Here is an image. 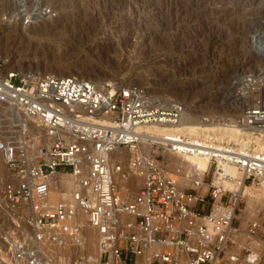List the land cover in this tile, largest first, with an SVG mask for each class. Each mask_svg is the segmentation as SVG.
<instances>
[{"label": "built area", "instance_id": "2783aa9c", "mask_svg": "<svg viewBox=\"0 0 264 264\" xmlns=\"http://www.w3.org/2000/svg\"><path fill=\"white\" fill-rule=\"evenodd\" d=\"M0 103L21 116L16 136L0 135V153L15 176L4 199L24 210L32 231L14 241L8 264H264V206L250 210L244 225V189L224 182L261 184L264 152L218 146L180 129L148 137L144 125L187 118L182 100L165 105L139 84L101 86L0 60ZM238 122L264 128V96L247 103ZM169 151L209 156L210 164L187 167ZM220 162L239 166L242 175L224 173ZM67 172L76 187L53 199L51 176ZM86 227L97 234L98 256L81 255Z\"/></svg>", "mask_w": 264, "mask_h": 264}, {"label": "rangeland", "instance_id": "374dc122", "mask_svg": "<svg viewBox=\"0 0 264 264\" xmlns=\"http://www.w3.org/2000/svg\"><path fill=\"white\" fill-rule=\"evenodd\" d=\"M25 4L0 0V60L8 65L73 73L101 86L109 81L139 84L152 100L164 104L182 100L195 120L210 116L211 121L232 122L234 118L239 124L244 106L264 96V55L255 46L264 41V0H30ZM17 121L11 110L0 108V135L4 131L16 136ZM12 178L0 153V264H8L15 240L32 236L24 229V210L4 199L5 183ZM247 185L244 225L250 210L264 206L262 184ZM71 190L62 188V192ZM91 254L97 256L94 248L81 255Z\"/></svg>", "mask_w": 264, "mask_h": 264}, {"label": "bare ground", "instance_id": "6f19581e", "mask_svg": "<svg viewBox=\"0 0 264 264\" xmlns=\"http://www.w3.org/2000/svg\"><path fill=\"white\" fill-rule=\"evenodd\" d=\"M29 1L30 0H17V3L19 5H21V7H22V5L26 6L25 3H28ZM30 8L31 7H29V9ZM34 9H36V8H34ZM22 10H24V9L22 8ZM29 13H30V10H29ZM261 42H259V41L256 42L255 46L257 47V52L262 53L264 55V41H261ZM8 62H9V60H8ZM9 66H12V64L9 63ZM65 74H67V73H65ZM68 74H73V73H68ZM112 82H114V81H109L110 86L115 87L117 85V82H114L115 85ZM170 103H171L170 101L165 102V105H170ZM2 107L6 108L8 110H11L13 112V114L17 116V120H18L17 122L19 123V119L21 118V116L13 107L8 106V105L3 104V103H0V108H2ZM187 110H188L187 118L177 125L147 124V125L142 126V129L150 134L148 137L151 136L150 138L152 140L153 139H159L161 134H163L169 130L180 129V130H184L190 134H202L206 138H210V139L213 138L217 141V142H215V144L218 146H221L226 142L227 143L233 142L236 144V148L239 150H243V148L245 146L251 145V146H254L256 149H259V150L264 152V128L247 127V126H242V125L240 126V124H238L236 122V119H234V118L232 120H230L232 122H222V121L216 122V121H214V119H213V121H211L210 118H208L206 120H203V119H196L195 120L189 116L190 115L189 112L191 111L189 109V107H187ZM3 128L4 127H2V129ZM152 140H147L148 142L144 144L149 149L152 146V142H153ZM127 151L128 150H126V153H127ZM128 153H129V151H128ZM169 156H170V158L175 159L176 161H178L180 163H183L187 167H190L193 163H195L200 168L206 169V168H208V166L210 164V157L209 156L193 155V154H176L175 152H172V151H169ZM220 165L223 166V169H224L223 172L224 173H230V174H233L234 176H241L242 175L241 168L239 166H236L235 164L220 162ZM51 181H52L53 186L55 187L53 189L52 195H51V197L53 199L60 198V195H62V196H67V195L69 196L70 195L71 196V194H70V192H72L71 188H73V185H74L73 182H75L74 176L72 174H70L68 172L67 173H57V174H54L51 176ZM224 182L229 187H233V188L238 187V188L244 189L243 194L247 198V201L249 202L248 195L245 192V190L248 188L247 183L245 185L242 184V185L238 186V184L235 183V180L230 179V178H225ZM261 184H262V191L264 192V181H262ZM261 184H258V185H261ZM75 187H76V182H75L74 188ZM62 188L68 189L71 191L62 192ZM60 190H61V192H60ZM251 202H255V201L251 200ZM246 212H248V209H244L245 214H246ZM82 216H83V218H86V216L84 214ZM243 218H245V217H243ZM24 229L31 231V229L27 225H24ZM85 231H87V233L85 232L86 233V236H85L86 241H85V243H83V245H85L84 246L85 248L81 249L82 252H84V253L88 252L89 253V252H92L93 248H94V251L96 252V254L98 256L100 251H99L98 237H97L95 230L91 227H86ZM47 245L62 248L61 246L50 245V244H47ZM71 257H72V255H71ZM83 257H85V256H83Z\"/></svg>", "mask_w": 264, "mask_h": 264}]
</instances>
